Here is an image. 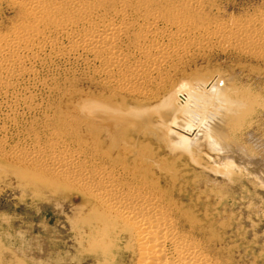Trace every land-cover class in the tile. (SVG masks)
Wrapping results in <instances>:
<instances>
[{
  "label": "bare ground",
  "instance_id": "obj_1",
  "mask_svg": "<svg viewBox=\"0 0 264 264\" xmlns=\"http://www.w3.org/2000/svg\"><path fill=\"white\" fill-rule=\"evenodd\" d=\"M13 1L24 7L29 16L24 27L0 38L1 95L8 96L19 80L33 76L32 63L49 49L56 57L80 60L95 68L105 88L136 93L146 99L126 106L93 100L96 103L90 108L100 111L101 118H107V114L122 116L120 128L108 140L120 137V141L124 137L128 141L127 133H132V144L135 135H148L145 139L165 150L167 159L173 157L172 165L186 158L194 169H205L215 183L221 175L232 179L236 169L242 170L238 158L244 160L243 169L261 173L260 180L264 177L259 156L250 153L237 137V130L257 109H246L254 105V99L241 98L244 92L240 88L213 75L182 79L158 96L151 94L153 87L165 83L164 67L168 60L191 53L192 46L197 47L201 41L221 42L226 31L209 29L202 40L194 38L187 27H181L166 41L165 30L157 21L145 17L138 20L137 14L126 8L129 0L112 3L116 15L110 20L101 19L100 0ZM54 9L63 13L56 15ZM128 28L143 40H129ZM244 35L243 31H235L232 38L239 40ZM66 40L69 44H65ZM10 118L16 120L14 112ZM70 130L55 131L41 138L40 146L38 141V146L32 143L31 149L22 148L25 144L9 150L0 146V172L6 178L16 176L20 183L35 182L41 195L68 207L72 235L82 253L103 260L99 264H113L118 241H122L132 253L131 264H217L187 230L181 215L184 205L176 213L177 203L168 196L169 186L160 188L159 183L148 179L152 165L147 168L140 161L153 160L152 157L147 158L139 150L135 160L130 156L135 149L131 153L128 146L117 152L116 144H112L113 157L109 161L99 160ZM160 172L166 173L163 180L169 182L165 163Z\"/></svg>",
  "mask_w": 264,
  "mask_h": 264
},
{
  "label": "rangeland",
  "instance_id": "obj_2",
  "mask_svg": "<svg viewBox=\"0 0 264 264\" xmlns=\"http://www.w3.org/2000/svg\"><path fill=\"white\" fill-rule=\"evenodd\" d=\"M113 2L121 3L120 0H100L101 19L115 17ZM45 5L50 7L48 2ZM126 8L137 14L138 20L145 17L157 21L165 30L166 41L181 27H187L194 38L202 40L209 29L226 31L221 42L205 44L201 41L197 47L192 46L191 53L168 60L164 67L165 83L153 87L151 94L158 96L182 79L213 75L240 88L245 96L241 98L254 99V105L246 109L249 112L250 107L257 109L252 116H247V121L237 130L240 132L237 137L250 153L259 156L264 169V0H129ZM28 13L13 0H0V38L24 27ZM54 13L63 12L54 9ZM128 30L129 40H143L132 29ZM232 30L243 31L245 35L234 40ZM67 41L65 44H69ZM48 51L42 52L40 59L32 63L33 76L26 75L19 80L8 96L0 94V146L9 150L25 144L26 148H22L31 149L32 143L41 145V138L69 128L78 142L99 160H110L112 144H116L117 152L128 146L131 153L135 149L130 155L135 160L141 150L147 158H153L140 161L147 168L152 165L148 179L159 183L160 188L169 186L168 196L177 203L176 213L184 205L183 222L209 257L217 264H264V177L260 180L261 173L246 171L244 160L238 158L237 164L242 170L236 169L237 174L229 178L230 182L221 175L220 183H215L205 169H194L186 158L172 165L173 157L167 159L165 150L145 139L148 135H135L132 144L129 141L132 133H127L128 141L124 137L120 141V137L108 140L120 128L122 116L107 114V118H101L100 111L90 108L96 103L93 100L126 106L146 99L136 93L105 88L94 67H87L80 60L56 57ZM11 112L15 113L16 120L10 118ZM164 163L169 168V182L163 180L166 173L160 172ZM154 177L159 182H155ZM0 179V264L103 262L79 249L72 235L68 207L63 208L55 200L41 195V188L31 180L20 183L16 176L6 178L2 171ZM131 261L132 253L125 248V242L118 241L113 264H131Z\"/></svg>",
  "mask_w": 264,
  "mask_h": 264
}]
</instances>
